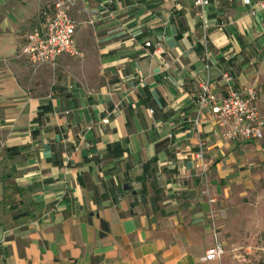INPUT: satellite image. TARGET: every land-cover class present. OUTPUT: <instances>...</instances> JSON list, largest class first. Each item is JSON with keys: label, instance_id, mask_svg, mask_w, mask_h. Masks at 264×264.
<instances>
[{"label": "crops", "instance_id": "1", "mask_svg": "<svg viewBox=\"0 0 264 264\" xmlns=\"http://www.w3.org/2000/svg\"><path fill=\"white\" fill-rule=\"evenodd\" d=\"M51 9L0 0V264H199L264 139L225 138L197 95L227 73L264 118V0H79L83 58L32 68Z\"/></svg>", "mask_w": 264, "mask_h": 264}, {"label": "built area", "instance_id": "2", "mask_svg": "<svg viewBox=\"0 0 264 264\" xmlns=\"http://www.w3.org/2000/svg\"><path fill=\"white\" fill-rule=\"evenodd\" d=\"M79 0H51L52 9L45 13L43 21L35 26L26 36V43L21 56L32 68L44 65L54 66L62 56L81 59L83 53L77 45V30L80 23L72 15V9ZM212 0H194L195 6H209ZM151 42L146 46L150 47ZM157 53L162 52L157 46ZM228 89V96L219 97L212 85H200L197 95L199 112L208 110L223 130V136L229 140L262 141L264 139V118L257 105V92L254 88L246 90L245 94L235 90L234 79L227 73L222 75ZM199 120L196 121V125ZM202 160L199 168L206 172L203 162V151L198 154ZM225 253L224 245L217 238L215 244L201 258L204 263L219 260Z\"/></svg>", "mask_w": 264, "mask_h": 264}, {"label": "rangeland", "instance_id": "3", "mask_svg": "<svg viewBox=\"0 0 264 264\" xmlns=\"http://www.w3.org/2000/svg\"><path fill=\"white\" fill-rule=\"evenodd\" d=\"M219 214V240L225 253L217 261L199 264H257L264 256V162L256 183L237 200L233 213Z\"/></svg>", "mask_w": 264, "mask_h": 264}, {"label": "trees", "instance_id": "4", "mask_svg": "<svg viewBox=\"0 0 264 264\" xmlns=\"http://www.w3.org/2000/svg\"><path fill=\"white\" fill-rule=\"evenodd\" d=\"M261 240H262V242L264 244V232L261 234ZM257 264H264V256Z\"/></svg>", "mask_w": 264, "mask_h": 264}]
</instances>
